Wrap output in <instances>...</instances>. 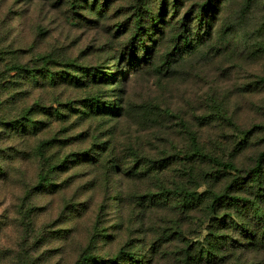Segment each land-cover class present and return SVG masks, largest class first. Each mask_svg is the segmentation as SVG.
Returning a JSON list of instances; mask_svg holds the SVG:
<instances>
[{
	"label": "rangeland",
	"instance_id": "rangeland-1",
	"mask_svg": "<svg viewBox=\"0 0 264 264\" xmlns=\"http://www.w3.org/2000/svg\"><path fill=\"white\" fill-rule=\"evenodd\" d=\"M14 62L56 76L17 78L8 108L62 106L37 116L68 161L38 186L27 149L0 177V264H212L205 245L264 264V0H0V71Z\"/></svg>",
	"mask_w": 264,
	"mask_h": 264
},
{
	"label": "trees",
	"instance_id": "trees-1",
	"mask_svg": "<svg viewBox=\"0 0 264 264\" xmlns=\"http://www.w3.org/2000/svg\"><path fill=\"white\" fill-rule=\"evenodd\" d=\"M141 25V21H139V29H141ZM132 56L133 54H131V57ZM41 59L43 61H46V57H42ZM46 63H48V60ZM46 63H44L43 65L45 70L42 67L39 68V65H33L32 67H23L19 64V62H14L11 68H8L7 66L6 71H0V91L3 92L4 95L7 94V96H5L6 98H2L4 97V95L0 97V177L8 173L7 171L10 168L12 161H24L25 155L26 153H28L27 149H29V152H33L32 157L39 158L40 162L43 163L42 173L39 174L38 186H43L45 181H49V175H52L54 171L58 170L64 163L68 161V159L64 160L63 162L56 161L54 155L50 154V150L55 145L54 141L56 140V138L54 137L51 139H43V130L45 128L44 125H46V122L44 121V119L39 118L37 114L46 115V113H48L50 116V121H64L66 120V117H68V115L64 113V108H62V106L45 107L41 104H36V106L28 105L26 107L20 108V110H12L8 108V104L11 106L10 99H16V96L18 95V92L14 90L16 88L15 85H13L14 87H12L11 84L20 83L17 78L24 77L25 73L28 74L29 72L33 77L32 80H35L37 82L41 80V76H46L44 81L45 83H49L50 85H54L58 82L56 76L53 74V71L50 70L48 66H46ZM14 71H16V74L12 76L13 78L6 77V74L11 75V72ZM82 74V77H87L88 81L93 80L98 75L93 68L89 67L84 68ZM76 75L77 74L69 72V74L65 76L67 82L71 84L80 83L79 79L81 77L80 75ZM101 78L107 79L106 75H103ZM100 101L101 100L97 96H93L91 99V102L95 105H98ZM58 103H60V105H63V102L60 100H58ZM73 104L74 101H69L67 103V108H70L72 110ZM34 139H38V141L33 147H31L29 142ZM192 143L195 154L199 155L200 157H210L199 147L197 137L195 135L192 136ZM23 147H26V150H24ZM225 167L227 169L237 168L236 165L231 162L227 163ZM189 194H191L189 196L190 199H198V194H196V192H189ZM224 199L237 200V197L231 195L228 192L222 194L215 193L213 203H217V201L222 202L224 201ZM256 214L260 215L258 217L259 221L257 222L258 226L264 228V211L258 209L256 210ZM243 227L247 233L250 231L245 226ZM250 235L251 237L248 239V242L246 244L241 243L242 247H248L252 243L256 244L260 240L257 235ZM238 245H240V242H238ZM231 253L233 252H220L218 251V248H212L209 245H205L203 246L201 257L206 259L208 263L219 264L227 261ZM189 255V264H193L194 259H197V257H194L192 251Z\"/></svg>",
	"mask_w": 264,
	"mask_h": 264
}]
</instances>
